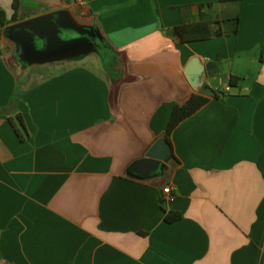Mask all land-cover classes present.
Here are the masks:
<instances>
[{"label":"crops","instance_id":"0c3cea01","mask_svg":"<svg viewBox=\"0 0 264 264\" xmlns=\"http://www.w3.org/2000/svg\"><path fill=\"white\" fill-rule=\"evenodd\" d=\"M57 8L96 29L95 51L31 58L0 26V264H264V0H242L236 33L193 40L166 29L236 4L20 0L18 20ZM98 42L116 52L117 92ZM211 89L171 131L179 163L129 167L175 103Z\"/></svg>","mask_w":264,"mask_h":264},{"label":"water","instance_id":"95a60500","mask_svg":"<svg viewBox=\"0 0 264 264\" xmlns=\"http://www.w3.org/2000/svg\"><path fill=\"white\" fill-rule=\"evenodd\" d=\"M19 48L36 59L74 57L95 49L93 38L99 36L91 26L78 24L68 9L57 8L7 25ZM196 72H190L189 78ZM171 157L169 143L163 136L156 138L144 155L135 158L129 167L145 174L158 167L161 159Z\"/></svg>","mask_w":264,"mask_h":264},{"label":"trees","instance_id":"16d2710c","mask_svg":"<svg viewBox=\"0 0 264 264\" xmlns=\"http://www.w3.org/2000/svg\"><path fill=\"white\" fill-rule=\"evenodd\" d=\"M217 2H234L236 4L237 10L234 14L225 15L221 19H213L209 20L204 17L203 13L200 14V18L196 21H189L183 18L181 22L167 28L166 31L178 38L179 40H193L209 37L212 35H220V34H231L236 33L238 30L239 24V7L242 0H216ZM213 1H207V5H211ZM20 6V0H12V8L13 11L9 17L6 16L5 10L0 6V26H5L6 24L16 21L21 17H18V10ZM184 6H179V9L182 11ZM98 48L100 55L103 59L104 68L109 74L111 78V82L115 84L116 92L119 87V84L122 82L120 70L117 66L116 62V52L112 47H109L104 42H98ZM119 75L117 78L116 76ZM134 76H130L129 79H133ZM238 76L231 75L229 78V84L235 85ZM110 82V83H111ZM113 87L110 88V96H114ZM219 95L217 89H211V94L206 95L201 92H192L185 101L182 103H175L172 106L168 121L166 123L165 130L162 136L166 139V141L170 145L171 156L174 165L179 163L180 161L175 156L172 151V144L170 134L172 129L176 126V124L181 121L183 118L194 112L198 109L202 104H204L211 96L217 97ZM9 121L14 127L16 133L20 138H24L27 135V129L22 118V115L17 112L12 116H9ZM164 210V219L166 221H172L181 216V212L179 210L169 209L163 207Z\"/></svg>","mask_w":264,"mask_h":264},{"label":"built area","instance_id":"2783aa9c","mask_svg":"<svg viewBox=\"0 0 264 264\" xmlns=\"http://www.w3.org/2000/svg\"><path fill=\"white\" fill-rule=\"evenodd\" d=\"M77 1H81V0H77ZM171 191V185L170 184H165L164 186H162V193L167 196L170 194Z\"/></svg>","mask_w":264,"mask_h":264},{"label":"rangeland","instance_id":"374dc122","mask_svg":"<svg viewBox=\"0 0 264 264\" xmlns=\"http://www.w3.org/2000/svg\"><path fill=\"white\" fill-rule=\"evenodd\" d=\"M210 16H212V14H210V15H209V17H210ZM90 51H92V52H93V51H95V49H91ZM239 80H240V79H239Z\"/></svg>","mask_w":264,"mask_h":264}]
</instances>
